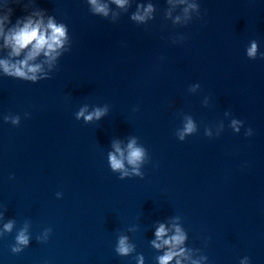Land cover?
<instances>
[{"label": "water", "instance_id": "water-1", "mask_svg": "<svg viewBox=\"0 0 264 264\" xmlns=\"http://www.w3.org/2000/svg\"><path fill=\"white\" fill-rule=\"evenodd\" d=\"M97 2L0 0V61L29 18L65 29L35 80L0 67V264H160L161 224L168 264H264V0Z\"/></svg>", "mask_w": 264, "mask_h": 264}, {"label": "clouds", "instance_id": "clouds-1", "mask_svg": "<svg viewBox=\"0 0 264 264\" xmlns=\"http://www.w3.org/2000/svg\"><path fill=\"white\" fill-rule=\"evenodd\" d=\"M89 2L94 6V11L96 13H101L107 16L108 9L105 5L99 4L97 0H89ZM113 2L116 5L123 7L126 4L127 0H113ZM179 2L184 3V0H179ZM189 7H195V5H189ZM152 10V5H148V7L145 9V15L151 13ZM184 11L187 12L188 9L186 8ZM4 19L7 20L8 16H5ZM132 19L136 21H143L145 19V16L139 15L137 13L132 16ZM177 19H179V17H177ZM2 23L3 21H0V25H2ZM2 31V26H0V33H2ZM64 37V26L55 24L52 19H49L48 24L45 26L42 19L34 22L29 18L22 27L12 29L5 37V45L11 47V54L13 56L20 55L21 51L30 46V51L28 52L26 58L17 64H11L8 61H0V67H2L3 71L10 76L35 80V73L40 71V65H29L28 61L35 59L38 55H40L41 52H43L44 55L49 57L50 59L54 58L53 54L57 49L62 47ZM255 54L256 45L255 43H253L252 47L248 50V55L255 56ZM101 114L102 113L97 110L95 113L85 117V119L91 120L93 118V115L96 118H99ZM79 115H83V112L79 113ZM192 131L193 124L191 121H189L185 127V132L190 133ZM114 147L116 152L120 154V158H118L116 155L110 154V162L113 170H119L123 168L124 154L118 145H114ZM143 155V150L135 147L134 141L129 143L127 156L129 164L137 165V163L142 160ZM11 227V224H7L5 225V230L10 231ZM166 231L167 230L164 225L161 224L156 232L157 240L161 241V243L155 245L157 248L163 245L171 246L168 252L159 257L160 264H168L173 256L180 254L172 249L175 248V246L181 244L185 238L184 234L179 229H177L176 235L170 237L169 239H163V237L166 235ZM17 240L21 244H27L28 242L27 237L23 233H21L17 237ZM118 251L121 254H127L129 251H131L124 238H121L120 240ZM177 264H179V261H177Z\"/></svg>", "mask_w": 264, "mask_h": 264}]
</instances>
